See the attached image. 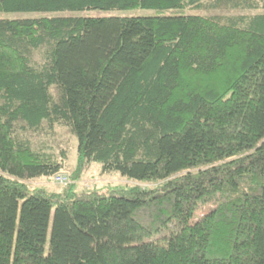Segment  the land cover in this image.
<instances>
[{
    "label": "trees",
    "instance_id": "16d2710c",
    "mask_svg": "<svg viewBox=\"0 0 264 264\" xmlns=\"http://www.w3.org/2000/svg\"><path fill=\"white\" fill-rule=\"evenodd\" d=\"M0 264H264V0H0Z\"/></svg>",
    "mask_w": 264,
    "mask_h": 264
},
{
    "label": "rangeland",
    "instance_id": "374dc122",
    "mask_svg": "<svg viewBox=\"0 0 264 264\" xmlns=\"http://www.w3.org/2000/svg\"><path fill=\"white\" fill-rule=\"evenodd\" d=\"M204 3L211 2L212 0H202ZM187 13L189 14H196L201 16H222L227 14H235L234 11L229 10H192L188 9ZM254 13V12H250ZM88 15H114L113 13H87ZM120 15L124 16H156V15H168L169 12H161L156 10H143V9H136L126 12H118ZM86 15V14H82ZM8 17L12 18H22V17H38L39 15H32V14H18V15H7ZM31 139L33 145L35 147L40 146H48L54 149L55 151H63L66 155V163L64 165L63 170L59 172L65 179L64 184L58 183L54 177L52 178H42L38 180L28 181L26 184L28 185L30 190L35 188H45L50 191L61 192L63 189L71 186L73 184L72 176L74 175L75 169L77 167V156H76V139L72 137L69 133L68 129L65 127H56L54 132L51 135H45V132H42L40 136H32L28 135ZM77 190H84L86 192L90 191H99V192H106L110 190H115L117 188H121L125 185L128 186H141V187H150L151 185L147 183H139L128 180L126 178L121 177L117 173H110V174H102L101 166L98 163H93L89 170L83 172L81 174L80 180L76 181ZM213 208L212 205H206L202 207L198 211V215L201 216L209 212Z\"/></svg>",
    "mask_w": 264,
    "mask_h": 264
},
{
    "label": "built area",
    "instance_id": "2783aa9c",
    "mask_svg": "<svg viewBox=\"0 0 264 264\" xmlns=\"http://www.w3.org/2000/svg\"><path fill=\"white\" fill-rule=\"evenodd\" d=\"M54 179L58 182V183H60V184H64L65 183V179H66V177L64 178L61 174H56L55 176H54ZM66 181H67V179H66Z\"/></svg>",
    "mask_w": 264,
    "mask_h": 264
}]
</instances>
